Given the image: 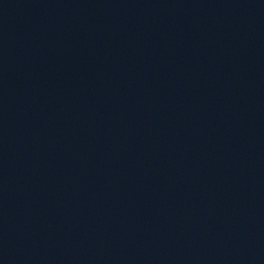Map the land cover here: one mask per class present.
I'll return each instance as SVG.
<instances>
[{
  "label": "water",
  "instance_id": "obj_1",
  "mask_svg": "<svg viewBox=\"0 0 264 264\" xmlns=\"http://www.w3.org/2000/svg\"><path fill=\"white\" fill-rule=\"evenodd\" d=\"M0 264H264V0H0Z\"/></svg>",
  "mask_w": 264,
  "mask_h": 264
}]
</instances>
